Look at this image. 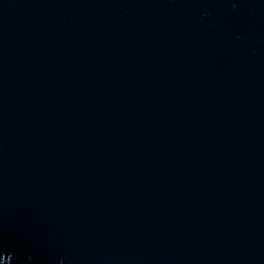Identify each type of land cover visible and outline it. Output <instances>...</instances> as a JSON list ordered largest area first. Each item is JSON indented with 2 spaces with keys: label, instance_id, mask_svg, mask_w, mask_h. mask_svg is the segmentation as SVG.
I'll return each instance as SVG.
<instances>
[{
  "label": "water",
  "instance_id": "water-1",
  "mask_svg": "<svg viewBox=\"0 0 264 264\" xmlns=\"http://www.w3.org/2000/svg\"><path fill=\"white\" fill-rule=\"evenodd\" d=\"M0 264H141L102 0H0Z\"/></svg>",
  "mask_w": 264,
  "mask_h": 264
}]
</instances>
